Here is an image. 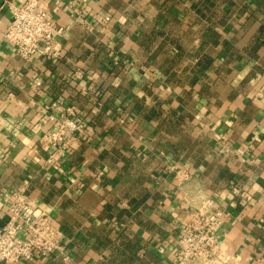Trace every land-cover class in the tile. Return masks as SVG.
<instances>
[{
    "label": "crops",
    "instance_id": "crops-1",
    "mask_svg": "<svg viewBox=\"0 0 264 264\" xmlns=\"http://www.w3.org/2000/svg\"><path fill=\"white\" fill-rule=\"evenodd\" d=\"M37 1L57 58L15 53L24 0H0V232L20 189L61 235L19 264H177L206 199L218 252L192 264H264V0ZM53 104L86 124L60 155Z\"/></svg>",
    "mask_w": 264,
    "mask_h": 264
},
{
    "label": "built area",
    "instance_id": "built-area-1",
    "mask_svg": "<svg viewBox=\"0 0 264 264\" xmlns=\"http://www.w3.org/2000/svg\"><path fill=\"white\" fill-rule=\"evenodd\" d=\"M12 17L3 33V39L24 60L34 56L57 58L56 40L63 34L56 28L48 13L37 0H24L11 5ZM109 20V17L104 19ZM36 86L41 82L36 81ZM50 119L55 127L42 135L43 142L53 155L69 151L76 135L85 131V121L74 106L53 104ZM209 199L190 214L182 226L176 245L177 264L209 261L217 256V234L221 213L211 211ZM9 220L0 232V262L25 263L34 257H50L60 245L61 231L53 224L50 214L35 200L18 189L12 192L8 203Z\"/></svg>",
    "mask_w": 264,
    "mask_h": 264
}]
</instances>
